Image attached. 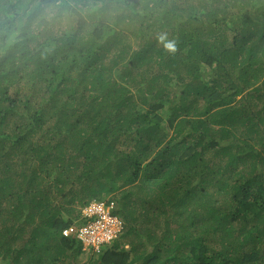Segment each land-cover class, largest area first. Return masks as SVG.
I'll return each mask as SVG.
<instances>
[{"label": "trees", "instance_id": "16d2710c", "mask_svg": "<svg viewBox=\"0 0 264 264\" xmlns=\"http://www.w3.org/2000/svg\"><path fill=\"white\" fill-rule=\"evenodd\" d=\"M255 1L0 0V264H264Z\"/></svg>", "mask_w": 264, "mask_h": 264}, {"label": "built area", "instance_id": "2783aa9c", "mask_svg": "<svg viewBox=\"0 0 264 264\" xmlns=\"http://www.w3.org/2000/svg\"><path fill=\"white\" fill-rule=\"evenodd\" d=\"M109 208H106L102 204L92 205L87 208L86 212L90 216H97V219L88 224L86 227H81L78 229L66 228L63 230L64 235L70 233H77L80 238L88 244L94 245L96 248L98 244L103 241H108L114 235V227L116 225L117 218L114 215H111Z\"/></svg>", "mask_w": 264, "mask_h": 264}, {"label": "rangeland", "instance_id": "374dc122", "mask_svg": "<svg viewBox=\"0 0 264 264\" xmlns=\"http://www.w3.org/2000/svg\"><path fill=\"white\" fill-rule=\"evenodd\" d=\"M255 3H256V1L254 0L253 4H255ZM214 127H217V125H214ZM196 230H197L198 234L204 235V236L206 235V237H207L206 239H207L208 242H210V241L213 242L216 239V237H217V233L212 234L211 229L206 227L205 224H198L197 223ZM88 242H90V241L85 242L84 246L89 245ZM80 258H82V261L86 262L87 261L86 253H83V255L81 254Z\"/></svg>", "mask_w": 264, "mask_h": 264}, {"label": "clouds", "instance_id": "9594fccd", "mask_svg": "<svg viewBox=\"0 0 264 264\" xmlns=\"http://www.w3.org/2000/svg\"><path fill=\"white\" fill-rule=\"evenodd\" d=\"M117 218V217H116ZM115 229H114V235L113 236H115V234L116 233H118L119 232V230H121L122 229V224H121V221L117 218V221H116V225H115V227H114Z\"/></svg>", "mask_w": 264, "mask_h": 264}]
</instances>
